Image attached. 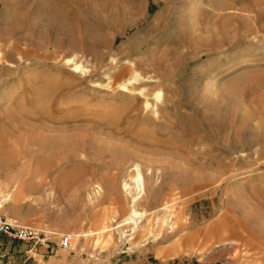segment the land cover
Returning a JSON list of instances; mask_svg holds the SVG:
<instances>
[{"label": "rangeland", "instance_id": "rangeland-1", "mask_svg": "<svg viewBox=\"0 0 264 264\" xmlns=\"http://www.w3.org/2000/svg\"><path fill=\"white\" fill-rule=\"evenodd\" d=\"M2 153L0 264H264V0H0Z\"/></svg>", "mask_w": 264, "mask_h": 264}, {"label": "bare ground", "instance_id": "bare-ground-1", "mask_svg": "<svg viewBox=\"0 0 264 264\" xmlns=\"http://www.w3.org/2000/svg\"><path fill=\"white\" fill-rule=\"evenodd\" d=\"M66 64L70 65L73 67V71H77V72H85L84 71V68L81 64H78L75 62V59H68L66 61ZM135 67V66H134ZM133 66H130L129 69L132 70ZM134 69V68H133ZM134 73V72H133ZM135 74V73H134ZM139 77H141V73H136V75L134 76V78H130L129 81H125V83H123L121 85V90L123 92H129V93H132V95L134 97L138 96L139 94H142L144 95L145 97H147V92L145 93V91H139L137 92L136 89L133 88V85L135 86V84H133V82H138L139 81ZM139 78V79H138ZM123 82V81H122ZM132 86V88L130 89V87ZM145 90V89H144ZM156 98H160V92H157L156 94ZM149 98V96L147 97ZM151 106V104L149 102H146V105H145V108H149ZM158 106V105H157ZM153 107V106H152ZM156 111V109H155ZM159 111V110H158ZM157 114V113H156ZM159 116V115H158ZM61 138V137H60ZM53 140V139H52ZM57 139L54 138V141H56ZM7 154V153H6ZM5 153H2L0 154V166L1 165H7L8 163V156L6 155ZM135 171V174L134 176H132L129 181V182H125L123 184V188H124V191L128 192L129 190H134V194L135 196L132 197V200H131V203L129 204L130 205V212H129V215L127 218H125L123 220V224H121V226L119 227H122V226H125L127 224H131L132 225H135V229L134 231H137L140 229L139 225L142 223L143 219L145 217H147V215L145 213H140L138 210H137V205L139 204V201L143 199V197L145 196L146 194V181H145V177L143 176V174L141 173V170L139 168V166H135V168L133 169ZM98 187V186H97ZM165 209V208H164ZM167 209V208H166ZM118 227V228H119ZM110 229H104L103 232H100L102 234L104 233H109Z\"/></svg>", "mask_w": 264, "mask_h": 264}, {"label": "built area", "instance_id": "built-area-1", "mask_svg": "<svg viewBox=\"0 0 264 264\" xmlns=\"http://www.w3.org/2000/svg\"><path fill=\"white\" fill-rule=\"evenodd\" d=\"M3 200L0 196V244L3 239L17 241L22 244H30L34 247L49 249L52 243V232L47 229L38 228L32 225L18 223L6 217L2 212ZM72 236H63L60 247L64 250L70 249Z\"/></svg>", "mask_w": 264, "mask_h": 264}, {"label": "crops", "instance_id": "crops-1", "mask_svg": "<svg viewBox=\"0 0 264 264\" xmlns=\"http://www.w3.org/2000/svg\"><path fill=\"white\" fill-rule=\"evenodd\" d=\"M9 219H11V218H9ZM11 220H13V219H11ZM6 240L5 239H3V241H2V243L0 244V245H2V248L1 249H3V246H4V242H5ZM6 242H8V241H6Z\"/></svg>", "mask_w": 264, "mask_h": 264}]
</instances>
